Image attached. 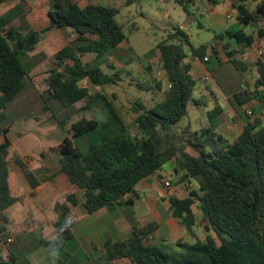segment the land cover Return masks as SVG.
Listing matches in <instances>:
<instances>
[{
    "label": "trees",
    "instance_id": "obj_1",
    "mask_svg": "<svg viewBox=\"0 0 264 264\" xmlns=\"http://www.w3.org/2000/svg\"><path fill=\"white\" fill-rule=\"evenodd\" d=\"M140 1L126 0V6ZM249 2H257L255 12L249 10ZM233 7L237 10L236 22L217 34L212 45L191 47L188 51L189 35L179 28L157 46L170 88L165 99L151 108L141 100L134 102L138 137L132 135L113 100L103 93H92L83 84L117 85L122 79L119 72L108 74L82 60L86 54L102 57L127 40L117 21V8L95 4L82 8L75 0H50V8H54L49 11L50 25L40 31L29 25L22 2L0 16V122L31 80L37 64L26 62L29 54L47 32L55 29H72L77 35L75 41L53 56L48 87L42 96L46 103L58 101L67 110L68 116L59 125L64 128V123L80 110L103 105L108 113L105 120L82 117L73 123L70 137L57 148L60 158L56 173L64 174L82 193V199L67 192L64 202L55 204L52 223L57 238L43 245L63 247L73 237L71 224L75 218L93 215L103 208L133 204L130 196L135 194L136 186L159 172L167 162L176 160L179 170L185 172L179 183L193 179L199 188L190 190L184 199L170 197L171 215L195 237L193 208L199 202L205 240L194 244L179 240L176 246L181 252L170 253L167 246L145 242L154 226L142 232L134 228L133 238L110 242L104 247V264L122 259L133 264H264V59L256 60L257 78L253 89L246 90L243 86L250 66L239 58L256 42L255 36L246 30L258 19L264 20V0H237ZM259 36L264 37L263 30ZM226 40L229 42L223 47L227 60H223L215 44ZM230 43L239 45L240 50L231 49ZM189 53L206 66L244 122L241 134L232 143L217 133L224 120L220 106L208 111L207 127L195 132L186 129L187 138L175 129L187 115L197 86L192 65L187 62ZM155 86L163 89L161 82ZM138 87L148 89L140 83ZM80 102L85 105L75 109ZM253 102L256 105L248 114L244 107ZM200 104L196 100V105ZM9 132L10 128L0 127L5 138L0 144V246L9 223L5 212L20 202L10 190L9 163L21 169L32 190L41 184L37 177L41 171L30 170L23 159L12 153ZM41 157L45 158V154Z\"/></svg>",
    "mask_w": 264,
    "mask_h": 264
},
{
    "label": "rangeland",
    "instance_id": "obj_2",
    "mask_svg": "<svg viewBox=\"0 0 264 264\" xmlns=\"http://www.w3.org/2000/svg\"><path fill=\"white\" fill-rule=\"evenodd\" d=\"M216 1L217 3L212 0H141L132 6L118 3L116 5L119 10L117 21L123 27L127 40L102 57H94L91 54L82 57L84 63H88L93 67H100L105 73H120L122 79L117 85L95 87L89 82L83 84H87L92 93H103L113 100L114 105L130 126L133 136H139L134 123L137 114L132 110L134 102L141 100L148 108H151L156 103L163 101L169 91V82L157 46L167 40L168 36L175 33L179 28L189 35L190 45H186L188 51L191 50V47L198 48L202 45H212L215 43L217 34L224 33L228 27L236 22L237 10L233 7V4L237 0ZM256 7L257 2L248 3L251 12H255ZM260 30L264 31V20L262 19H258L246 30L247 33L256 37L253 49L248 51L249 54L253 52V66L257 59H264V37L259 36ZM227 42L229 41H218L215 44L223 60H227L226 51L223 47ZM230 45L231 48H239V45L235 43H230ZM152 50H155L153 55L148 57L147 54ZM260 51H263V55L259 54ZM53 61L52 58L48 64L38 70L35 73L36 76H34V73L32 74V79L29 81L27 88L9 105V109L6 111L7 117L0 122V127L10 128L8 135L14 140L12 153L17 152L26 159L29 158L30 153L36 152V156H40V158H42L41 154L44 153L45 158L48 160L45 166L55 172L59 167L58 158H60L57 148L65 138L70 137L71 125L82 117L89 119L95 117L105 120L108 113L103 105L93 110H80L73 114L62 128L59 124L63 123L65 117L68 116L67 110L58 101L53 100L46 103L42 97L48 87L46 75H48ZM187 62L194 66L193 72H195L197 86L193 98L188 104L187 115L180 121V126L175 128L178 134L184 136V138H187V135H184L186 129L195 132L207 126V113L215 107L214 100L216 97L221 98L220 104L225 106L224 95L213 78H211V81L205 80V76L210 74L207 71L203 74L197 71L196 66H203L202 62L197 60L191 53H189ZM248 75L254 76L255 70L250 71ZM254 81L246 80L244 89L252 90ZM157 82L162 83V90L155 86ZM139 83L148 89L142 90L138 87ZM212 88H216L218 91L211 92ZM113 96H115V99H113ZM196 100L201 102L199 106L196 105ZM84 105V102L77 103L75 109H80ZM46 109H49V111ZM250 109L248 107L247 110ZM21 136H24L23 140L17 139ZM26 140H28L27 146L23 144ZM51 147L57 151H53ZM48 176V172L42 173L44 179ZM68 184L71 186L69 190L63 187L61 190L65 192L74 191L82 199V193L73 187L70 182ZM179 185V182L173 185L171 183V188ZM122 210L126 215V210L129 214L133 213L131 206L123 207ZM194 210L198 222L201 224L202 214L199 202L195 204ZM160 211L162 212L161 208ZM116 216L120 215L117 214ZM51 221L52 204L43 211L40 221L16 224L19 228H27L28 230L25 229L26 231L22 233L24 239L12 246V249L41 250L46 255V264H50L51 259L55 258V252L58 259L65 264H99L96 255H90L85 251L84 240L79 235L73 236L59 249L43 245V242H54L57 238V233L51 231V229L55 230ZM107 224L113 230L112 219L108 220ZM100 225H102L100 222H96L92 226L84 228L82 234L86 237L92 233L90 231L100 228ZM200 227L202 228L201 225ZM163 232L165 233V227H163ZM8 238L7 231L3 241L7 242ZM202 238L205 239V233ZM103 242L104 240L101 238L98 243L102 245ZM160 242L161 239L156 241L157 244ZM152 244L155 245V243ZM170 250L174 252L172 249Z\"/></svg>",
    "mask_w": 264,
    "mask_h": 264
},
{
    "label": "crops",
    "instance_id": "obj_3",
    "mask_svg": "<svg viewBox=\"0 0 264 264\" xmlns=\"http://www.w3.org/2000/svg\"><path fill=\"white\" fill-rule=\"evenodd\" d=\"M75 1L82 8L86 7L88 4L104 5L114 8H116V5L118 3L121 5H126V0ZM20 2L23 3L24 8L27 10L28 23L34 30L40 31L50 25V0H7L3 3H0V16L5 14L7 11H9L11 8H13ZM76 38L77 35L72 29H55L47 32L44 35L43 39L40 41V43L37 45L35 51L33 53H30L27 58V62L30 65L37 64L32 74L34 73V76H36L35 73L41 68H43L46 64H48L49 61L59 50L65 47L69 42L75 41ZM231 49L240 50V47H232ZM252 49L253 47L245 49L243 51V54L239 55V58L250 66L248 73H250V71H252L253 69L255 70V75H246L244 82L248 79L249 81H253L257 78V69L255 63L254 66L252 65L253 52H251L250 54L248 53V51ZM91 55L95 57L94 54ZM45 57L46 59H44ZM220 57L222 58L221 53ZM193 67L194 66H192V72ZM196 69L200 74H203L205 71L208 72L204 64L203 66H196ZM194 73L195 72H193V74ZM48 76L49 74L46 75L47 78ZM35 79L36 77L34 78V80ZM216 91H218L216 90V88H212L211 90V92ZM221 101L222 99L218 97H216V99L214 100V105L220 106L223 109L224 119L220 127L217 129V133L223 136L229 143H232L241 134L244 127V122L233 110L225 95L223 98L225 106L220 104ZM255 105L256 102H253L245 106L244 110L248 113L249 111H251V109L247 110L248 107L252 108ZM179 126L180 122L175 126V128ZM23 137L21 136L17 139L23 140ZM9 138L11 140L12 150L14 140L11 138V136H9ZM4 141V135L0 134V144L4 143ZM23 144L27 146L28 140L24 141ZM16 154L21 159H23L24 162L27 163L30 170H39L42 173L48 172L49 176L44 179L42 177V173L40 172L37 177L41 181V184L35 190H32L21 169L13 162L9 163L10 190L14 197L20 198V202L14 204L5 212L6 217L9 219V223L7 225L9 238L7 239V242L2 241V244L0 246V264H46V255L41 250L35 251L29 248L26 249V251L25 249L20 248L12 249V246L24 239L22 233L26 231L25 229H27H21L16 224L40 221L41 217L43 216V211L46 210L50 204H52L51 222H53V219L55 217L54 206L57 202H64V195L67 193L65 191H62L61 188L63 187L69 190L71 186L70 184H68L69 180L64 174H57V170L55 172H52L51 168L45 166L48 160L46 158L42 159L40 158V156L37 157L36 152L30 153L29 158L27 159L21 156V154H18L17 152ZM177 170H179L177 161L171 160L167 162L159 172L142 180L136 186L135 194L130 196L133 197L134 201V203L131 205L103 208L93 215L85 216L82 218H75L71 226L73 236L79 235V237L83 238V246L85 251L90 255H96L98 257L99 264H104V247L110 242L133 238L134 228H136L138 232H142L144 231V229L150 226H154L150 233H148V236H153L154 243L156 246H167L169 248L170 253H173L170 249H172L174 253L181 252V249L176 246V243L179 240H182L183 242L188 244H194L197 242V240L204 241L205 239H203L202 236H204L205 231L203 232L202 228L200 227V222H198L194 208L193 211L196 215V226L194 227L195 237H193L188 232L184 225H182L177 219H175L171 215L169 201L170 197L176 196L180 199H184L188 196L190 190L197 191L199 188L198 182L193 179H191L189 183L186 184L180 183V185L175 188L165 187L162 182L163 180L170 181L172 185L181 180V177L185 174V172L181 170L177 172ZM68 192H73L77 194L74 191ZM127 206L132 207V214H129L128 210H126L127 215L124 214L122 209L123 207ZM160 208L162 209V212L160 211ZM117 214L120 216H116ZM111 219L113 223V230H111V228L107 224L108 220L110 221ZM96 222H100V224H102L100 225V228L94 231H90L92 233L84 237V235L82 234L83 229L92 226ZM67 226H69V221L67 223ZM163 227H165V233L163 232ZM51 231H54L58 234L56 229H51ZM101 238H103L104 240L102 245L98 243ZM158 239H161V242L157 244L156 241ZM9 240H11V242H9ZM54 257L55 258L51 259L50 264H65L60 259H58L56 252ZM12 258L16 259V261H14ZM110 264L133 263L128 259H122L116 260Z\"/></svg>",
    "mask_w": 264,
    "mask_h": 264
},
{
    "label": "built area",
    "instance_id": "obj_4",
    "mask_svg": "<svg viewBox=\"0 0 264 264\" xmlns=\"http://www.w3.org/2000/svg\"><path fill=\"white\" fill-rule=\"evenodd\" d=\"M231 17V16H230ZM229 17V18H230ZM259 54L260 55H263V51H260L259 52ZM196 59L197 60H200L198 57H196ZM205 60H207V59H205ZM201 61V60H200ZM212 77L210 76V75H206L205 76V80H207V81H211L212 79H211ZM244 87V86H243ZM169 88H170V85H169ZM249 114H251V111H249L248 112ZM163 182V184L165 185V187H167V188H170L171 187V182L170 181H165V180H163L162 181ZM9 242H11V240H9ZM145 242L146 243H154V238H153V236H148L146 239H145Z\"/></svg>",
    "mask_w": 264,
    "mask_h": 264
},
{
    "label": "water",
    "instance_id": "obj_5",
    "mask_svg": "<svg viewBox=\"0 0 264 264\" xmlns=\"http://www.w3.org/2000/svg\"><path fill=\"white\" fill-rule=\"evenodd\" d=\"M51 10H54V8H51Z\"/></svg>",
    "mask_w": 264,
    "mask_h": 264
},
{
    "label": "clouds",
    "instance_id": "obj_6",
    "mask_svg": "<svg viewBox=\"0 0 264 264\" xmlns=\"http://www.w3.org/2000/svg\"><path fill=\"white\" fill-rule=\"evenodd\" d=\"M54 255H55V253H54Z\"/></svg>",
    "mask_w": 264,
    "mask_h": 264
}]
</instances>
